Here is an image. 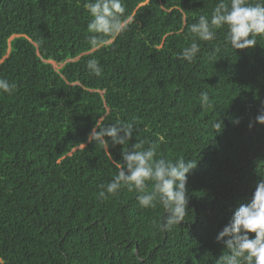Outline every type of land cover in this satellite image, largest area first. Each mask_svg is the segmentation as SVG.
I'll return each mask as SVG.
<instances>
[{"label": "trees", "instance_id": "trees-1", "mask_svg": "<svg viewBox=\"0 0 264 264\" xmlns=\"http://www.w3.org/2000/svg\"><path fill=\"white\" fill-rule=\"evenodd\" d=\"M87 2L0 0V77L17 85L0 92V264H216L229 250L215 236L264 177V36L233 49L225 25L199 40L190 26L220 0H123L132 23L112 41L89 32ZM194 41V59L179 58ZM98 117L134 122L132 140L90 143ZM141 142L197 161L187 215L166 231L162 206L141 208L135 190L98 195Z\"/></svg>", "mask_w": 264, "mask_h": 264}, {"label": "clouds", "instance_id": "clouds-1", "mask_svg": "<svg viewBox=\"0 0 264 264\" xmlns=\"http://www.w3.org/2000/svg\"><path fill=\"white\" fill-rule=\"evenodd\" d=\"M86 9L91 16L89 32L109 36L112 41L132 23L131 17L124 18L126 9L123 0H88ZM225 25V45L233 49L254 47L257 44L256 37L264 36V0H220L211 17L200 15L190 30L199 40L211 41L215 38L213 29ZM88 42L94 49L104 46L98 35H91ZM199 50V44L194 41L181 51L179 58L191 62ZM215 51L218 52L219 47ZM86 66L95 76L102 75L98 60L89 59ZM16 88L15 83L0 77V92L11 95ZM200 101L202 105L208 104L207 92L200 93ZM260 103L255 121L264 124V100ZM232 122L239 124L240 120L237 117ZM213 127L221 130L223 121L218 119ZM249 127H252L251 122ZM133 133L134 122L117 120L104 124L103 118L98 117L87 140L109 148L110 145L127 144L132 140ZM120 155L122 161L116 165V174L109 182L98 185L99 198L107 199L127 187L129 191H136V200L141 208H155L157 203L162 206L164 215L159 224L161 231L182 223L189 203L188 175L197 167V161L182 155L175 160L157 157L155 146L144 148L142 142L121 151ZM224 237H228L225 243L229 251L221 255L216 264H264V177L256 182L248 201L232 211L229 222L218 232L215 240L218 242Z\"/></svg>", "mask_w": 264, "mask_h": 264}, {"label": "rangeland", "instance_id": "rangeland-1", "mask_svg": "<svg viewBox=\"0 0 264 264\" xmlns=\"http://www.w3.org/2000/svg\"><path fill=\"white\" fill-rule=\"evenodd\" d=\"M53 64H55V63H53Z\"/></svg>", "mask_w": 264, "mask_h": 264}]
</instances>
